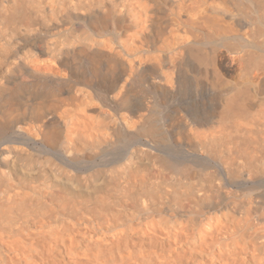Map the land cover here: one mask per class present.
Wrapping results in <instances>:
<instances>
[{"label": "bare ground", "instance_id": "6f19581e", "mask_svg": "<svg viewBox=\"0 0 264 264\" xmlns=\"http://www.w3.org/2000/svg\"><path fill=\"white\" fill-rule=\"evenodd\" d=\"M0 264H264V0H0Z\"/></svg>", "mask_w": 264, "mask_h": 264}]
</instances>
